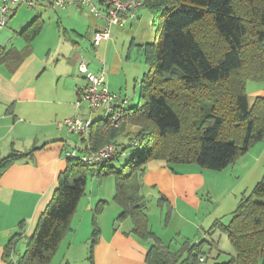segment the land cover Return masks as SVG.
Segmentation results:
<instances>
[{"label":"trees","instance_id":"16d2710c","mask_svg":"<svg viewBox=\"0 0 264 264\" xmlns=\"http://www.w3.org/2000/svg\"><path fill=\"white\" fill-rule=\"evenodd\" d=\"M140 1L141 8L153 15L157 32L156 40L142 47L148 71L141 81L139 103L125 109V123L118 128L107 127L104 119L94 121L92 149L116 143L125 124L141 128L134 137L142 151L118 171L108 165L117 154L99 165L114 173L113 200L121 208L117 219L130 218L133 233L153 241L146 258L150 264H202L208 257L204 262L199 258L209 256L204 247L211 249L213 241L186 242L177 253H170L150 231L141 178L146 165L158 160L222 171L264 141V97L249 103L245 92L248 81L264 82V0ZM40 28L35 19L21 34L30 41ZM29 155L0 154V176ZM93 167L66 158L58 186L16 264H50L71 231ZM216 227L226 234L235 255L215 264H264V177L251 196L240 200L229 224L215 223ZM98 234L94 222L92 242ZM21 237V232L15 234L4 247L8 264Z\"/></svg>","mask_w":264,"mask_h":264},{"label":"crops","instance_id":"0c3cea01","mask_svg":"<svg viewBox=\"0 0 264 264\" xmlns=\"http://www.w3.org/2000/svg\"><path fill=\"white\" fill-rule=\"evenodd\" d=\"M36 7L33 12L16 9L7 26L0 30V154L30 152L28 157L13 162L0 176V264H8L3 257L4 247L19 232L22 237L10 261H16L23 254L28 238L33 236L38 219L58 186V175L66 167L65 151L82 152L85 148L84 139L68 134L63 121L72 117L90 118L93 122L100 120L98 113L103 109L90 113L85 104L75 106L78 93L87 84L77 70L78 63L85 60L88 70L96 75L103 71L109 91L125 98L131 109L139 103L141 81L148 71L142 47L156 40V33L152 32L154 17L140 7L133 19L124 17L122 27L111 29L108 40H102L98 45L90 42L93 52L89 53L87 45H82L83 39L89 40L90 33L94 34L102 27L101 18L87 13L79 5L58 10L42 1ZM45 18L50 20L47 24ZM35 19L41 22V28L32 40L26 41L21 33ZM120 36L121 47H117L114 40ZM140 130L139 126L125 124L116 139L118 151L127 146V143H118V139L130 140ZM256 146L219 175L203 171L198 174L221 182L229 177V169L231 174L238 171L237 165L241 168L239 173L248 172L251 163L255 165L259 161L251 155ZM187 168L182 165L174 169V165L165 161H151L141 178L143 200L147 202L150 198L157 207L166 208L160 205V200L164 199L171 210L166 229L173 220L179 225L172 230L178 237L172 240L177 243V249L171 250L162 234L153 229L146 213L150 231L170 253H177L186 242L195 243L203 227V240L212 236L218 221L201 219L197 213L191 218L182 214L188 206V200L184 198L187 183L183 178L176 181L175 171L184 173ZM90 192L89 197L84 194L79 200L71 231L61 241L52 261L59 255L57 264H78L76 257L83 255L88 264H150L146 258L153 241L137 237L130 218L117 219L121 208L114 200L112 202L119 209H115L112 218L106 217L108 201L97 193L95 195L93 186ZM81 205L83 212L77 217ZM88 213L91 216L87 222ZM94 222L99 234L92 242ZM80 235L82 239L78 240Z\"/></svg>","mask_w":264,"mask_h":264},{"label":"rangeland","instance_id":"374dc122","mask_svg":"<svg viewBox=\"0 0 264 264\" xmlns=\"http://www.w3.org/2000/svg\"><path fill=\"white\" fill-rule=\"evenodd\" d=\"M19 8L20 11H29V12H33L37 9L36 6L35 8H29L24 5H21ZM49 21L50 20L48 18H45L46 24ZM51 21L54 22V20ZM152 32L153 33L157 32L154 26L152 27ZM89 38L90 39L88 40L85 37L83 39L82 45L84 46L86 44L89 53H92L93 50L90 49V42L92 43V38H93L92 33H90ZM114 41L115 43H117V47H121V43H122L121 36L116 37ZM129 42L130 39L127 40V43ZM216 50H218V46H216ZM142 62L144 63V60H142ZM245 92L248 97L249 103H253L256 97H264V82L248 81L245 85ZM98 115L100 120L105 119L106 115L103 110L100 111ZM117 142L127 143L128 147L121 149L120 151H117V155H116L117 157L108 163V165L112 167L114 171L120 170L121 167L124 166L137 151L143 150V147L140 145L138 146L130 145L129 144L130 140L126 141L123 139H118ZM114 144L116 145V143ZM255 145L257 146L254 148L251 155L258 158L259 161L254 165L253 163H251V160L245 158L246 160H249V164L251 163L249 171L243 174L239 173L238 171H240L241 168L239 165H237L236 170L238 171H235L234 174H231L229 169L228 172L229 177H227L226 181L222 180L221 182L219 181L216 182L217 178L211 179L205 176L201 177L198 174L199 171H203V173H211V175H219L221 171L207 170L199 167L196 164H171L174 165V169H177L178 167H182V165L184 167H188L186 171H184V173H182V171H175L176 181H182L183 178L187 183L186 184L187 191L185 193L186 195L185 194L183 195H185L184 198L188 200L187 202L188 206L185 211L183 210V213L181 206L179 209V213L180 214L182 213L184 216H187L188 218L193 217L197 213L199 214L198 216L201 219L212 220L211 222H215V219H217L218 221L216 222V224L217 223L219 225L229 224L234 212L237 209L240 200L243 197L251 196L255 184L264 177V141H261ZM258 147H260L259 150ZM91 186H93L95 195L97 193V195H100L103 199L105 198L108 201L109 207L107 206L105 207L106 209L105 215L109 219L110 217L112 218V216H114L116 212L115 209H119L118 206L114 202H112L113 197L115 195L114 173H107L105 168H102L99 165L94 166L91 169V172H89L88 174L87 187L85 190L84 197H89L91 195L90 192ZM164 206L166 208L157 207L155 201L148 198L145 210L146 213L151 218V224L153 226V229L156 232H159L158 234H162L166 246L168 247L171 246L170 247L171 250H176L177 243L172 240L173 239L175 240L178 237H175V235H173L172 230L177 228L179 225L178 224L175 225L173 220V222L170 225V228L166 229V222L167 220L169 221V219L167 218L169 217L171 210H168L166 204L161 205V207ZM82 212H83V206L81 205L80 208L78 209L77 217L80 216ZM90 216L91 213H88L86 217L87 222H88V217L90 218ZM174 216L176 217V215ZM128 221L130 222V220ZM83 226L81 227V230H83ZM204 232H205V228L203 227V229L200 231V235L196 237V239L194 240L196 241L195 243H199L203 240V238H205ZM81 239L82 236L78 238V240ZM204 240H207L208 242L213 241L214 247H212L211 249L208 248L207 246L204 247V251L207 254L209 253V256L206 263H202V264H215V263L226 262L235 255L234 248L229 242L226 234H224L217 227L213 229L212 236L210 234V236ZM76 258L77 260H79L78 264H88L87 260L86 261L83 260V255H79ZM59 259L60 257L58 255L52 261L51 264H57ZM258 264H262V261H259Z\"/></svg>","mask_w":264,"mask_h":264},{"label":"built area","instance_id":"2783aa9c","mask_svg":"<svg viewBox=\"0 0 264 264\" xmlns=\"http://www.w3.org/2000/svg\"><path fill=\"white\" fill-rule=\"evenodd\" d=\"M45 2L52 8L62 10L71 5H79L85 8L87 13L99 17L103 20L102 27L93 34V44L98 45L102 40L110 38L111 29L115 26L122 27L124 17L133 19L135 11L141 7L140 0H0V30L4 29L12 13L21 5L34 8L38 3ZM100 5L103 10H100ZM78 72L87 81L86 86L78 93L75 106L85 104L90 113L99 109L105 112L107 127L118 128L125 123V109L128 101L121 98L118 94L110 92L105 84V73L93 74L88 70L87 64L81 60L77 66ZM68 134L79 135L85 141V148L82 152L77 150L65 151V158H77L83 164L98 166L112 160L117 154V146L110 142L97 150L92 149L91 130L93 121L90 118H67L63 121ZM130 145L137 146L138 141L135 137L130 140ZM208 257L201 256L200 262ZM10 264H16L12 261Z\"/></svg>","mask_w":264,"mask_h":264}]
</instances>
